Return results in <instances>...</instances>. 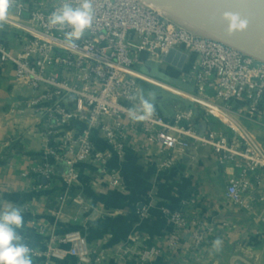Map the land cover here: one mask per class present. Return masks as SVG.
Returning <instances> with one entry per match:
<instances>
[{"label":"built area","instance_id":"built-area-1","mask_svg":"<svg viewBox=\"0 0 264 264\" xmlns=\"http://www.w3.org/2000/svg\"><path fill=\"white\" fill-rule=\"evenodd\" d=\"M29 3L14 0L10 9L25 36L17 52L0 38V69L12 62L16 78L32 91L28 98L17 101L11 112L29 111L43 127L45 149L30 174L38 185L43 179L59 181L60 207L79 182L80 166L85 162L96 163L111 177L113 186L119 185V170L109 167L111 152L123 155L131 146L139 150L156 146L167 155L163 167H170L177 154L192 147L211 148L221 162H232L239 168V175L228 182L227 199L236 206L250 207V176L264 167V153L249 136H229L214 128L199 130L193 122L194 109L177 104L166 108L153 101L155 113L145 121L131 120L128 111L139 107L132 96L142 90L143 82L173 93L180 91L196 107L225 111L228 102L236 99L255 109L264 102L263 58L224 38H211L204 29L147 0H95L91 29L71 47L64 40L70 27L60 30L48 24L60 0L52 5L40 2L35 7ZM171 51L186 56L182 68L164 60ZM148 62L173 66L177 76L165 73L192 89L144 73L141 67ZM97 136L109 150L98 147ZM166 214L171 225L166 249L171 254L180 250L186 235L197 247L215 231L214 226L189 221L180 209L167 210ZM56 239L52 236L47 258L74 256L80 264L91 263L82 232L72 231L60 239L68 247L54 245ZM162 254V248L151 246L140 252L139 259L146 263Z\"/></svg>","mask_w":264,"mask_h":264},{"label":"crops","instance_id":"crops-1","mask_svg":"<svg viewBox=\"0 0 264 264\" xmlns=\"http://www.w3.org/2000/svg\"><path fill=\"white\" fill-rule=\"evenodd\" d=\"M56 1L30 0L29 4L35 7ZM17 19L15 11H9L0 28V38L16 52L25 36ZM163 67L172 76L178 75L173 66ZM31 92L16 78L14 64L5 63L0 69V207L23 206L24 226L18 231L39 253H32L33 264H80L74 256L53 260L45 255L52 236L57 238L54 245L68 247L60 239L76 230L87 238L92 258L88 264H264V167L250 176V207L236 206L227 199L226 189L229 180L239 175V168L221 162L211 148L192 147L177 154L170 167H163L167 155L156 146L149 150L131 146L123 155L111 152L109 167L119 170V185L113 186L111 177L96 163L85 162L80 166L79 182L60 207L59 181L43 179L38 185L30 174L45 149L43 127L29 111L11 112ZM167 105L175 104L168 100L162 107ZM196 108L193 122L197 129L247 135L264 153V102L255 109L236 99L228 102L225 111ZM96 139L100 149H110L100 136ZM173 209L182 210L191 222L215 227L205 244L193 246L186 235L176 254L166 249L171 230L166 211ZM218 237L223 244L217 252L212 245ZM151 246L162 248V256L142 263L140 252Z\"/></svg>","mask_w":264,"mask_h":264},{"label":"clouds","instance_id":"clouds-1","mask_svg":"<svg viewBox=\"0 0 264 264\" xmlns=\"http://www.w3.org/2000/svg\"><path fill=\"white\" fill-rule=\"evenodd\" d=\"M95 0H60V6L48 17L50 26H59L60 30L70 27L64 32V40L71 47L81 40L93 25L96 17ZM14 0H0V28L8 20L9 11ZM222 19L227 22L226 33L243 32L247 29L248 20L237 12H224ZM132 100L139 102V107L129 109L128 116L133 121H145L155 113L154 95L149 93L145 97L143 90L132 96ZM24 226V208L21 205L9 203L7 207H0V264H33V250L24 242L18 229ZM223 241L217 238L213 241V249L220 251Z\"/></svg>","mask_w":264,"mask_h":264},{"label":"water","instance_id":"water-1","mask_svg":"<svg viewBox=\"0 0 264 264\" xmlns=\"http://www.w3.org/2000/svg\"><path fill=\"white\" fill-rule=\"evenodd\" d=\"M164 7L167 11L184 20L187 23L196 25L207 32L224 38L237 44L264 59V0H147ZM237 12L248 20L247 29L243 32H235L232 35L226 33L227 22L222 19L224 12ZM185 55L171 51L164 60L178 68L183 67ZM156 63L148 62L149 75L154 76ZM153 71V72H152ZM155 77V76H154ZM171 81L192 89L188 84H184L168 76ZM142 90L146 96L149 93L154 95V101L161 106L168 100L187 99L182 96L153 86L149 83H142ZM189 101V100H188Z\"/></svg>","mask_w":264,"mask_h":264},{"label":"rangeland","instance_id":"rangeland-1","mask_svg":"<svg viewBox=\"0 0 264 264\" xmlns=\"http://www.w3.org/2000/svg\"><path fill=\"white\" fill-rule=\"evenodd\" d=\"M50 1H52V0H50ZM51 5V4H50ZM207 34L211 37V38H217L218 36H216L215 34H212V33H210V32H207ZM166 65V63L165 64H163V65H161V64H156L155 65V70L154 71H157L156 72V74L154 75L156 78H158V79H160V80H162V81H165V82H170L171 80H170V78L168 77L169 75H167L166 73H165V71L163 70V66H165ZM163 67V68H162ZM148 68L146 67V66H143V67H141V71H143L144 73H147V74H150V73H148ZM153 72V71H152ZM172 83H173V81H172ZM180 92V91H179ZM179 92H175L176 94H179V95H181V96H183V94H181V93H179ZM172 104V103H171ZM173 104H179L180 106H182V108H184V106H183V103L182 102H180V101H178V100H173ZM168 106V105H167ZM172 107V105H169L168 106V108H171ZM2 148H1V146H0V156H1V154H2Z\"/></svg>","mask_w":264,"mask_h":264},{"label":"trees","instance_id":"trees-1","mask_svg":"<svg viewBox=\"0 0 264 264\" xmlns=\"http://www.w3.org/2000/svg\"><path fill=\"white\" fill-rule=\"evenodd\" d=\"M178 101H180V102L183 103L184 108H189V109H194V110L197 109V108L195 107L194 103H192V102H190V101H188V100H185V101L178 100Z\"/></svg>","mask_w":264,"mask_h":264},{"label":"bare ground","instance_id":"bare-ground-1","mask_svg":"<svg viewBox=\"0 0 264 264\" xmlns=\"http://www.w3.org/2000/svg\"><path fill=\"white\" fill-rule=\"evenodd\" d=\"M154 5L157 6V7H158L159 9H161V10H166L164 7L159 6V5L155 4V3H154Z\"/></svg>","mask_w":264,"mask_h":264}]
</instances>
